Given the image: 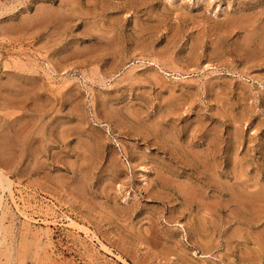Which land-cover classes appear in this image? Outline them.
Masks as SVG:
<instances>
[{
  "label": "rangeland",
  "instance_id": "obj_1",
  "mask_svg": "<svg viewBox=\"0 0 264 264\" xmlns=\"http://www.w3.org/2000/svg\"><path fill=\"white\" fill-rule=\"evenodd\" d=\"M0 170V264H264V0H0Z\"/></svg>",
  "mask_w": 264,
  "mask_h": 264
},
{
  "label": "bare ground",
  "instance_id": "obj_2",
  "mask_svg": "<svg viewBox=\"0 0 264 264\" xmlns=\"http://www.w3.org/2000/svg\"><path fill=\"white\" fill-rule=\"evenodd\" d=\"M107 31V30H106ZM108 32V31H107ZM0 179H2V181L4 182L5 181V179L7 180V178H6V175H5V173L2 171V170H0ZM3 182H1V183H3ZM9 183V182H8ZM8 185H10V184H8ZM5 188V187H4ZM6 189V188H5ZM261 247V246H260ZM252 251V250H251ZM255 254V253H254Z\"/></svg>",
  "mask_w": 264,
  "mask_h": 264
}]
</instances>
